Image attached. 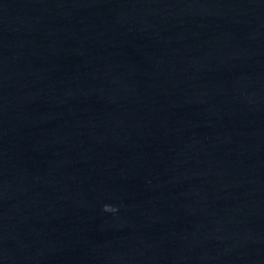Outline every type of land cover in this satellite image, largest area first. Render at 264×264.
<instances>
[{
	"label": "water",
	"instance_id": "obj_1",
	"mask_svg": "<svg viewBox=\"0 0 264 264\" xmlns=\"http://www.w3.org/2000/svg\"><path fill=\"white\" fill-rule=\"evenodd\" d=\"M0 264H264V0H0Z\"/></svg>",
	"mask_w": 264,
	"mask_h": 264
}]
</instances>
